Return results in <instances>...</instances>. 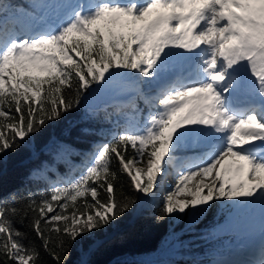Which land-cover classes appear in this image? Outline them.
Segmentation results:
<instances>
[{"label": "snow or ice", "instance_id": "1", "mask_svg": "<svg viewBox=\"0 0 264 264\" xmlns=\"http://www.w3.org/2000/svg\"><path fill=\"white\" fill-rule=\"evenodd\" d=\"M29 7L18 14L0 4V156L84 101L95 111L96 101L111 98L122 121L50 198L0 199V264H37L39 249L65 264L77 241L87 247L133 207L123 184L117 194L125 175L133 192L162 199L165 214L195 216L218 202L237 207L238 197L264 207V0H36ZM127 91L146 107L116 100ZM129 107L131 115L122 111ZM181 193L191 198L176 199ZM25 220L39 249L22 243L27 233L15 224ZM249 264H264V242Z\"/></svg>", "mask_w": 264, "mask_h": 264}, {"label": "trees", "instance_id": "2", "mask_svg": "<svg viewBox=\"0 0 264 264\" xmlns=\"http://www.w3.org/2000/svg\"><path fill=\"white\" fill-rule=\"evenodd\" d=\"M0 4L8 5L7 0H0ZM134 102L140 109L146 107L140 98ZM90 103L84 101L78 109L48 122L15 151L0 156V199L8 198L10 203L21 205L30 198L39 201L41 194L50 198L54 186H66L65 182L79 176L95 146L106 142L102 133L113 130L118 119L122 121L115 114L114 103H95V111L88 106ZM122 111L133 113L130 107ZM84 128L93 134L83 133ZM121 184L124 195L136 199L133 207L119 221L90 238L92 243L87 247L83 240L77 241L69 249L65 264H193L215 244L206 233L220 220L219 203L195 216L186 209L183 218L192 216L193 223L183 227L178 210L176 214H165L160 203L139 202V194L127 186L126 175L117 181L118 196ZM27 224L28 220L15 224L27 233L22 243L39 249L40 242ZM172 237L179 239V246L160 255L168 249L164 240ZM39 250L41 258L37 264H54L43 249Z\"/></svg>", "mask_w": 264, "mask_h": 264}, {"label": "bare ground", "instance_id": "3", "mask_svg": "<svg viewBox=\"0 0 264 264\" xmlns=\"http://www.w3.org/2000/svg\"><path fill=\"white\" fill-rule=\"evenodd\" d=\"M244 199V197L237 198V200H240L241 203H243ZM233 213L234 215L231 216L232 218L230 219L229 226L232 229H235L236 232L241 235L237 233L225 232V234H227L228 236L225 238V234H223L224 236L222 235V238H225L224 240L227 241L226 244L230 243V245H222L221 247H218L215 250L207 253L205 256L201 257L202 259L198 261L197 264H217V262L220 261H223L224 264H249V262L253 261L250 256L245 255L241 249L243 245H246L249 248V252L253 253L254 246L252 245V243L256 242L259 243L261 246V243L264 242L263 225H261L260 228L256 225V227H254L252 231H250V229L247 227L257 219H264V207L261 206V203L258 200L251 211L248 212L246 210H242L240 206H237L235 208V212ZM260 222L261 221H259L258 223ZM242 232L246 233V235L242 234Z\"/></svg>", "mask_w": 264, "mask_h": 264}, {"label": "rangeland", "instance_id": "4", "mask_svg": "<svg viewBox=\"0 0 264 264\" xmlns=\"http://www.w3.org/2000/svg\"><path fill=\"white\" fill-rule=\"evenodd\" d=\"M12 1H14V0H12ZM11 1V2H12ZM19 2H13L14 4H20L21 5V3H22V5L23 6H27L28 4H27V2H26V0H18ZM27 1H29L30 2V4L31 3H34V2H36V0H27ZM21 5V6H22ZM128 94V91L127 92H125V93H123V94H121L120 96H126V95ZM119 96V97H120ZM119 97H117L116 98V100L117 101H121V99H119ZM99 100H101L102 102H107V101H113L111 98H109V97H102V98H100ZM98 100V101H99ZM98 101H96V102H98ZM123 101H126V100H123ZM65 178V177H64ZM65 180H67V179H65ZM169 183H172V181H169ZM172 186H173V188H174V183H172ZM165 189H167V184H165ZM166 194V191L165 192H163V193H158V196H162V195H165ZM191 197H189V196H186L185 194H183V193H181L179 196H177L176 197V199H190ZM238 198H241V197H238ZM234 199H237V198H234ZM248 199H250V198H245L244 199V201H243V203H240V208L242 209V210H246V211H251L252 209H253V207L256 205V202L258 201H253L252 203H247L246 201L248 200ZM138 200H139V202H144V203H160L161 205H163V200L162 199H159V200H155L154 198H152V197H148V196H145L143 193H140L139 194V198H138ZM219 203V202H218ZM220 205H222V212H225V214H226V217H224V219L221 221V222H219L210 232H211V234H213V236L214 237H217L218 235L220 236V235H223V234H225V232H230V233H237V234H239L238 232H236V230L235 229H232L230 226H229V223H230V219L232 218L231 216L232 215H234V213L233 212H235V208L231 205V203H228V204H223V203H219ZM181 214H183V213H181ZM230 214V215H229ZM227 218V219H226ZM226 219V220H225ZM225 220V221H224ZM259 221H261L260 223H258ZM262 221H264V219H257L256 221H254L251 225H249V226H247L249 229H250V231H252V229H254V227H256V225H257V227H261V225H263L264 226V222H262ZM221 223V224H220ZM258 223V224H257ZM181 224L183 225L184 224V220H183V222H181ZM220 224V225H219ZM219 226V227H218ZM262 226V227H263ZM232 230H233V232H232ZM248 230V229H247ZM255 232H256V230H255ZM242 234H245L246 235V233H244V232H242ZM225 235H227V234H225ZM239 235H241V234H239ZM164 244L168 247V249L166 250V251H161L160 252V255H164L165 254V252H171V250L172 251H175L176 249H177V247L179 246V239L177 238V237H172V238H169V239H166V240H164ZM216 248H214V249H212L211 251H213V250H215ZM210 251V252H211Z\"/></svg>", "mask_w": 264, "mask_h": 264}]
</instances>
